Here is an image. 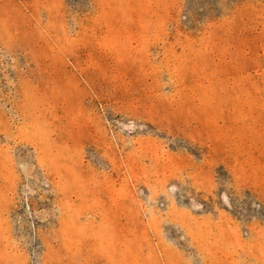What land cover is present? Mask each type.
Wrapping results in <instances>:
<instances>
[{"label":"rangeland","instance_id":"rangeland-1","mask_svg":"<svg viewBox=\"0 0 264 264\" xmlns=\"http://www.w3.org/2000/svg\"><path fill=\"white\" fill-rule=\"evenodd\" d=\"M0 264H264V0H0Z\"/></svg>","mask_w":264,"mask_h":264}]
</instances>
